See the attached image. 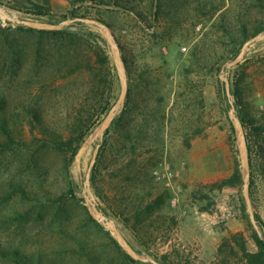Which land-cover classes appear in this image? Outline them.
<instances>
[{"label": "rangeland", "instance_id": "obj_1", "mask_svg": "<svg viewBox=\"0 0 264 264\" xmlns=\"http://www.w3.org/2000/svg\"><path fill=\"white\" fill-rule=\"evenodd\" d=\"M20 1L0 0V8L11 17L0 30V93L21 113L24 105L40 108L46 119L45 126L55 133L56 139L69 138L78 119L94 113L91 105L95 102V93L91 89L94 72L98 70L95 54L98 42L111 61L110 73L105 71L106 76L109 80L115 79L112 94L116 99L112 108L120 98L122 84L112 41L104 28L88 23L81 26L77 24L79 20L75 22L71 17L63 19L61 15L69 16L72 8L68 0H51L52 15L43 17L31 15ZM123 1L131 2L134 9H120L115 5L116 0H106V5H83L90 10L86 18L112 25L121 57L123 48L132 63L131 100L141 106L129 118V132L114 129L109 136L99 162L98 185L102 196L91 183L95 166L92 167V162L97 147L98 158L104 142L100 127L109 113L86 137L82 147L96 134L85 156L80 161L77 158L81 147L70 167L76 198L69 194L66 155L51 145L46 133L40 128L32 129L29 121L22 117L18 120L15 141L0 148L1 246L20 248L32 255L43 253L57 264H88L87 258L77 251L78 240L88 239L98 253L115 259L119 258V252L105 232L110 231L116 239L119 237L108 226L110 223L134 251L157 262L145 261L149 264H164L160 261L226 264L221 261L219 247L225 238L236 233H242L247 248L256 251L252 229L243 217L242 199L254 227L262 232L252 220L244 185L212 191L211 184L229 177L236 159L243 173L247 170L236 124V118L240 120V106L233 90L239 80L240 93L248 110L257 116L264 111V31L258 34L263 38L250 37L239 54L236 50L243 38L242 23L250 29L249 33L255 26L264 25V7L256 0ZM14 19L61 25L60 29L84 33L81 51L87 59L91 58V67L75 73L70 68L59 70L57 66L64 68L65 64L57 59L60 54L56 51H52L46 65H39L34 52L39 36L18 30L19 25L25 24ZM2 20L0 18L1 23ZM90 31L99 37L86 41ZM49 42L46 40V45ZM242 51L240 61L232 65ZM121 60L127 75L124 59ZM127 81L129 91L128 75ZM106 94L111 93L106 90ZM125 102L115 118L121 114ZM155 108L160 112L152 115L149 110ZM194 130L202 133L194 136ZM135 134L138 137L135 138ZM5 141L0 132V144ZM161 164H168L174 172H179L174 187L154 176L153 171ZM12 183L40 191L42 201L25 200L17 194L8 199ZM146 188L155 193L167 188L171 195L149 226L153 235L145 238L149 243L147 248L111 211L124 198L132 200L137 194L134 190ZM42 189L62 194L64 201L44 203L48 196ZM204 195L209 196L207 207ZM249 195L254 213L258 211L264 219V181L258 169L254 174L252 195L250 192ZM101 207L110 210V216L105 215ZM0 264L16 263L0 254ZM228 264H237L236 258Z\"/></svg>", "mask_w": 264, "mask_h": 264}, {"label": "trees", "instance_id": "obj_2", "mask_svg": "<svg viewBox=\"0 0 264 264\" xmlns=\"http://www.w3.org/2000/svg\"><path fill=\"white\" fill-rule=\"evenodd\" d=\"M68 1L72 6L71 10L69 11L70 15H61V17L63 19H68V17H71L75 22L78 18L88 17V14L90 13L89 7H85L83 5L89 3H99V5H106V0ZM256 1L260 6L264 7V0ZM130 3L123 0H116L115 5L120 9L129 11L134 9L130 5ZM19 4H23V6L28 9V12L31 15L37 17L52 15L50 13L52 11L51 0H21ZM81 6H83V8H81ZM157 14L158 12L156 13V15ZM104 22L110 28H112V25L110 23L106 21ZM77 24L81 26L86 25V23L80 21H77ZM3 28L5 27L0 22V30H3ZM18 30L30 32L31 34L34 33L39 36L38 45L34 49L36 61L40 62L39 65H46V63L49 62L48 60H51L49 59V56L53 54L52 51H56L57 54H60L57 59L65 64L64 68L58 65L57 68L59 70L70 68L73 70V73H75L76 71L82 70L85 67H91V58L87 59V56H85L84 52L81 51L83 39L86 37L84 33L74 31L69 28L46 30L28 27L25 25H19ZM240 31L243 38L241 39V42H239V48L236 50V54H239L240 49L250 37H254L264 31V25L255 26L253 31L249 33L250 29H248L245 23H242ZM87 35L88 38L86 39V41H89L90 37H99V34L94 31H90ZM234 38H236V36H234L233 39ZM46 40L50 41L48 45H46L45 43ZM102 40L104 43H106L105 39ZM77 47L79 48L77 49ZM122 50L127 75L129 78V91L121 114L113 120L111 126L104 133V142L101 145L97 162L93 167V171L91 174V183L95 187L97 193H99V196H102V191L100 190V186L98 185L99 162L100 157H102L105 147L108 144L109 136L114 129L119 132H129L130 130L128 129V127H130L129 118H131V114L135 110L141 109V106L138 102L131 100L132 92L130 86H132L133 81V68L131 65L132 63L125 55L123 48ZM95 54L98 70L94 72V78H92L93 86L91 89V92L95 93V102L91 105L92 109H94V113L88 115L87 118L78 119L75 124V129L73 130V136H70L69 138L58 140L56 139L55 133H52L48 129V127H46V119L40 108L30 105H24L22 109L23 113H21L18 108L11 106L9 99L5 94L0 93V132L6 138V141L0 144V148L6 146L8 142L11 143L15 141V132L17 129L18 120L22 117H25L29 121L32 129L40 128L42 132L46 133L47 139L51 143V145H54L55 148L66 155V172L70 177L68 188L69 194L72 195L73 198H76V196L75 188L72 185L73 181L70 167L73 164L76 156L78 155L86 137L89 136L93 129L100 124L102 118L110 112L114 104L113 99H116L115 94H112L114 90L113 86L115 79L113 78L109 80L105 72L107 70L109 72V67L111 64L110 57L106 52V49L99 42L96 43ZM114 76H116V74ZM239 85L240 81L238 80L235 84L236 88L233 90V94L236 97L237 105L240 106L239 118L246 134L251 171V183L249 191L252 195L254 174L257 169L261 173L264 181V111L259 116H257L256 114H252L248 110V108L244 104L242 94L240 93ZM106 90H109L111 94H106ZM152 110L153 111L149 110L152 115L160 112V110H157L156 108ZM95 117L96 120L94 121L93 118L95 119ZM90 121L93 122L89 123ZM141 133L143 134L144 132ZM201 133L202 132L200 130H194L193 135L198 136ZM136 137H138V134H135V138ZM186 143L188 146L191 145L190 140H187ZM243 185L244 174L241 168L240 161L236 159L233 173L220 182L212 183L211 190H221L227 186L242 187ZM11 187L12 188L10 194L8 195V199H10L14 194H17L25 200L42 201L41 199H39V194H41L40 191L30 189L20 183H12ZM134 191H136L137 194H135V197H133L132 200L128 201L127 198H124V200L119 205H117L116 207L113 206L111 208V211H113L112 213L114 216L119 218L123 222V224L132 231L139 242L147 248L149 243L145 238H151V235H153V231L150 230L149 226L152 225V223L158 218V213L165 207L171 195L167 188L158 193H155L151 188L142 189L143 192L141 190L138 191V189ZM42 192L43 194L48 196V201H45L44 203L48 202L57 204L64 201V197L62 194L55 195L44 189H42ZM140 193H142L141 196ZM50 196L55 197L50 198ZM202 198L203 200H206L209 198V196L204 195ZM205 203L207 207L210 202L206 200ZM101 209L105 213V215L110 216V210L105 207H101ZM208 209L209 208H203V211H209ZM241 209L244 219L248 221L249 226L252 229L251 235L253 241L256 244L257 250L254 252L250 251L247 248L243 234L236 233L231 237L225 238V240L219 247V256L222 257L221 261L228 264L233 258H236L237 264H264V219L262 218L261 214L255 210V220L262 232L260 234L254 227L251 218L247 213V206L244 199H242L241 202ZM17 214H20V212H18ZM88 217L103 229V226L95 218H93L91 214L88 213ZM105 233L110 238L115 248L118 250L119 258L116 257L115 259H110L108 256H104L98 253V249H96V247H94L88 239H79V249H77V251L87 258L88 264H149L147 262L137 260L133 258L129 253H127L110 231L107 230ZM0 254L16 264H57L55 260L44 257L43 253L32 255L25 253L20 248H7L1 246V244ZM160 262H163L165 264L164 261Z\"/></svg>", "mask_w": 264, "mask_h": 264}, {"label": "water", "instance_id": "obj_3", "mask_svg": "<svg viewBox=\"0 0 264 264\" xmlns=\"http://www.w3.org/2000/svg\"><path fill=\"white\" fill-rule=\"evenodd\" d=\"M77 20L84 22V23L93 24L95 26L104 28L107 31L108 37L112 41V44H113V47L115 50L116 65L118 68V73H119V77H120L121 84H122V92H121L120 98L118 99L117 103L111 109V111L109 112L105 122L100 127L101 128V135H103L105 133V131L110 127L111 123L113 122L115 115L118 112V108H120L126 100L127 91H128L127 75L124 71V68H123L124 66L122 65L123 61L121 59H123V58L121 57L120 48L118 46L115 35L112 32L111 28L104 21H102L100 19L79 18ZM14 21L18 22L20 24H25L26 26L38 28V29H54L55 30V29H60L62 27L61 25L37 24V23L30 22V21L19 20V19H14ZM69 22H72V20ZM261 38H263V35H257L253 40H259ZM242 55H243V51L236 58V60L232 63V65L236 64L238 61H240ZM236 124H237V129L239 131L240 151H241V155H242V160H243L244 166L247 169L243 173L244 174L245 196H246V200H247V204L249 207V211H250L252 220L257 225V222L255 220V213H254L253 205L251 204L250 195H249V192H250L249 191V189H250V164H249V154H248V145H247V140H246V134H245L243 125L238 118H236ZM98 151H99V146L97 147V150L95 152V156H94V159L92 162V167L95 165ZM92 167H91V169H92ZM91 169H90V172L88 174V178H87L88 181L90 180ZM108 226H110V228H112L116 232L117 236L119 237L117 240L123 246L125 251L127 253H129L133 258H135L137 260L144 261V262L145 261H151L153 263H157L153 259L144 258L140 254H138L136 251H134L133 248L130 246V244L127 242V240L120 234V232L114 226L111 227L110 223Z\"/></svg>", "mask_w": 264, "mask_h": 264}, {"label": "built area", "instance_id": "obj_4", "mask_svg": "<svg viewBox=\"0 0 264 264\" xmlns=\"http://www.w3.org/2000/svg\"><path fill=\"white\" fill-rule=\"evenodd\" d=\"M1 19H3L1 24L3 26H6V20L11 18ZM153 174L158 180L165 181L168 186L172 187H174L173 184L179 177V172H174L168 164H161L160 167L155 168Z\"/></svg>", "mask_w": 264, "mask_h": 264}, {"label": "bare ground", "instance_id": "obj_5", "mask_svg": "<svg viewBox=\"0 0 264 264\" xmlns=\"http://www.w3.org/2000/svg\"><path fill=\"white\" fill-rule=\"evenodd\" d=\"M0 18H4V19H7V18H11L7 12L0 8ZM96 137V134H92V136L90 137V139L87 141V143H85V145L82 147L81 149V152L79 154V156H77V158H79V161L82 160V158L85 156L86 152L88 151L89 147H90V143L95 139Z\"/></svg>", "mask_w": 264, "mask_h": 264}]
</instances>
